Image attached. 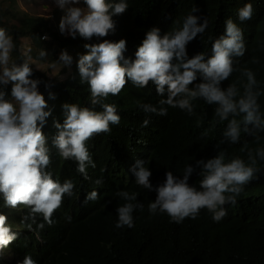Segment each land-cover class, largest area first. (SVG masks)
<instances>
[{"label": "trees", "instance_id": "1", "mask_svg": "<svg viewBox=\"0 0 264 264\" xmlns=\"http://www.w3.org/2000/svg\"><path fill=\"white\" fill-rule=\"evenodd\" d=\"M10 1V5L0 7V28L13 38L11 55L15 63L28 60L33 69L32 78L40 81L38 90L47 101L45 110L50 111L42 129L51 156L47 171L61 184L71 180L74 188L73 194L65 195L62 205L54 211L51 226L40 214H35L33 220L30 209L23 205L6 207L0 195V213L8 217V224L17 233V238L0 252V264H21L26 255L36 264H264V160L259 157L255 167L260 171L236 197L237 210L233 212L231 204L225 205L227 215L219 222L214 221L206 209H202L195 219L185 218L179 224L172 222L166 213L152 215L148 210L149 203L157 195L155 188L164 183L167 171L182 176L186 166L195 167L196 161H206L216 150H225L227 155L233 154L247 164L248 150L255 155L256 149L264 148V131L256 136L242 133L235 146L226 142L221 144L227 121L220 122L215 113L211 116V109L205 115L209 106L205 105L204 110L200 104L197 108L194 106L191 115L167 105H164L168 108L165 116L145 113L140 108L141 103L159 108L158 102L163 97L157 94L151 82L147 87L138 88L129 81L119 95H109L104 100V103L116 105L120 122L111 124L109 132L95 135L87 142L96 165L87 168V178L77 171L76 161L62 159L52 146L58 133L55 123L62 124L65 119L63 105L74 103L91 107L90 87L87 82H80L78 72L79 57L88 51L85 44L124 38L127 42L124 55L134 60L147 31L157 27L163 35L178 30L191 13L201 17L200 22L206 18L208 27L188 43V56L191 58L205 51L208 55L214 41L224 33L227 15L238 6L239 0H125L128 9L112 17L115 31L91 40H85L79 34L75 38L62 34L50 16L19 10L15 0ZM256 2L258 9L246 25L258 27L262 33L256 39L248 35L245 54L236 66L254 72L262 92L258 103L264 114V0ZM194 7L199 11L192 13ZM240 28L243 31L244 25ZM44 34L49 35L51 42L41 38ZM26 37L33 41L29 51L24 53L22 46ZM47 44H57L72 57L71 71L65 79L51 77L31 62L32 58L41 59L40 52ZM253 59L259 62L253 63ZM67 69L68 66L64 71ZM246 82L247 78L240 71H234L221 82V87L226 89L230 84H236L242 94ZM11 86V83L4 86L7 96ZM211 107L215 112L216 105ZM95 110L103 111L99 105ZM194 118L199 124L198 130L186 126ZM145 119L149 121L146 127L143 125ZM236 119L242 120V116ZM205 132L207 135H202ZM245 141L248 147L242 152ZM137 159H143L152 172V190L135 182L130 169ZM199 172L200 169L195 167L188 181L198 189L202 179ZM97 179L103 182L97 184ZM118 190L137 193V201L133 203L144 205L143 209L137 208L133 212L132 228L115 227L117 207L125 203L115 196ZM93 191L98 197L86 199ZM41 223L43 228L38 226Z\"/></svg>", "mask_w": 264, "mask_h": 264}, {"label": "clouds", "instance_id": "2", "mask_svg": "<svg viewBox=\"0 0 264 264\" xmlns=\"http://www.w3.org/2000/svg\"><path fill=\"white\" fill-rule=\"evenodd\" d=\"M66 14L59 22V31L75 38L77 34L85 40L93 37H105L115 31L114 15L123 14L128 9L125 0L111 3L109 0H83L85 7H78L80 0H55ZM258 9L256 0H239L233 7L225 23V31L212 44L207 55L198 53L189 58L187 45L197 35H202L208 27V20L189 14L182 27L161 35L157 27L147 31L142 43L135 52V59L126 58V39L118 41L103 40L96 44H85L88 51L78 60L80 82L87 84L91 91V107L77 104H64L65 119L56 122L57 135L52 146L64 160L77 162V171L87 178V168L96 165L90 155L87 142L95 135L109 132L111 124H119L115 104L104 103L109 96H117L127 82L144 88L151 82L158 95L163 97L158 103L161 107L141 103L145 113L167 115V105L179 108L189 115L193 108L200 106L218 117L220 122L227 121L220 143H239L242 133L256 136L264 131V114L258 98L262 95L255 74L250 69H239L236 64L245 54L248 35L256 39L262 33L258 27L246 24ZM193 8L192 13L198 12ZM244 25L243 31L240 28ZM46 39L47 37H43ZM14 48L13 38L4 28H0V85L11 83L10 99L0 90V195L6 207L16 208L23 205L30 209L33 220L40 214L49 226L52 215L63 202L65 195L73 194L74 184L66 180L62 184L53 179L47 171L51 163L50 148L42 129L50 111H46L47 101L38 90L40 81L33 79V69L28 60L13 62L9 66L10 53ZM46 55L45 51L40 56ZM59 61L70 66L72 57L62 51ZM236 61V62H235ZM253 63L259 61L253 59ZM234 71H240L247 82L243 84L241 94L236 84L226 89L221 82L228 79ZM165 93V94H164ZM139 103V102H138ZM99 105L103 111H96ZM211 105H216L215 112ZM242 116V120L236 117ZM231 117V119H230ZM149 121L145 119L146 127ZM187 128L199 129L196 119L186 124ZM202 135L206 136L207 132ZM258 139V137H257ZM219 146V145H218ZM245 141L241 151L247 149ZM228 154L225 150H216L209 159L196 161L202 177L199 189L191 186L189 177L195 171L192 165L186 166L182 176L166 172V180L155 188L156 198L149 203L152 215L166 213L172 222L181 223L185 218L195 219L202 209L212 214V219L219 222L227 215L225 205L231 204L233 212L237 210L236 197L246 184L256 178L260 171L255 167L257 157L264 160V148H258L253 155L248 150V163L239 157ZM135 182L144 189H153L150 182L151 170L143 159H137L130 169ZM97 184L103 181L97 179ZM115 196L125 203L117 207V228L134 227L133 212L144 205L137 201L138 194L118 190ZM93 191L86 199H96ZM233 214V213H232ZM40 228L44 227L41 223ZM31 225H29V228ZM17 238L8 224V217L0 213V252ZM21 264H36L31 256L26 255Z\"/></svg>", "mask_w": 264, "mask_h": 264}, {"label": "rangeland", "instance_id": "3", "mask_svg": "<svg viewBox=\"0 0 264 264\" xmlns=\"http://www.w3.org/2000/svg\"><path fill=\"white\" fill-rule=\"evenodd\" d=\"M10 2H11L10 0H0V7L2 8L6 7L7 5L11 4ZM14 3H16V6L19 8V10H23L30 14L50 16L51 18H53V21L55 22L58 28L61 18L66 14V8L65 9L59 8L55 0H15ZM74 6L85 7L83 0H80V3ZM44 40H46L47 42H51V39L48 34H47V38ZM32 41L33 40L30 37L23 38L22 50L24 53H27L29 51ZM49 44H47V46L45 45L46 47L42 49V51L46 52V55L40 57L41 59L39 60L38 59L35 60L32 58L31 62L36 68H39L47 72L49 76L57 78L59 80L65 79L68 73L71 71V67L68 66L67 71H64V68L66 66H64L63 63L59 61V56L61 52L64 50L59 48L57 44H52L50 46ZM13 62L15 61L10 53L9 66ZM0 90L6 92V89L3 85H0ZM7 95L6 98L10 99L11 98L10 95L9 96ZM7 255L8 253L6 254V256Z\"/></svg>", "mask_w": 264, "mask_h": 264}, {"label": "built area", "instance_id": "4", "mask_svg": "<svg viewBox=\"0 0 264 264\" xmlns=\"http://www.w3.org/2000/svg\"><path fill=\"white\" fill-rule=\"evenodd\" d=\"M45 36L47 37V34L42 35L41 38L44 39L43 37H45Z\"/></svg>", "mask_w": 264, "mask_h": 264}]
</instances>
